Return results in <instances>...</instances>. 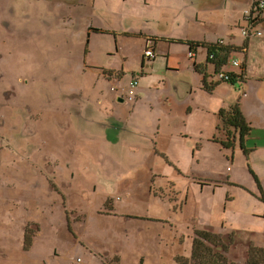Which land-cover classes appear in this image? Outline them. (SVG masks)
<instances>
[{
    "label": "rangeland",
    "instance_id": "rangeland-1",
    "mask_svg": "<svg viewBox=\"0 0 264 264\" xmlns=\"http://www.w3.org/2000/svg\"><path fill=\"white\" fill-rule=\"evenodd\" d=\"M0 1L5 8L3 13L0 9V16L5 15L7 21L20 26V33L32 36L26 40L22 35L24 49L21 53L26 64L33 63L36 76L51 80L54 76L60 77L62 69L66 70L74 93L78 92L94 107L105 94L107 100L97 107V116L102 123L111 126L104 136L120 141L112 151L106 145L101 147L103 159L78 163L76 178L68 174L67 180L72 184L68 192L70 225L60 207L42 209V198L49 200L43 191L0 190V249L3 253H13L16 258L25 254L21 244L26 227L40 231L42 238L26 254L28 257L53 261L50 254L56 250L62 262L70 264H78V258L82 264H104L101 257L107 255L117 257L120 261L117 264H178V259L187 258L191 252L195 231L202 229L233 236L226 255L228 264H247L251 246L264 248V201L261 199L262 191L264 193V82H259L264 78V49L255 45L256 40H264V25L258 29L261 36L253 38L250 45L251 79L242 100V109L253 126V133L245 142L253 151L248 158L240 145L223 150L212 142L217 132L218 111L228 107L235 88L223 84L214 94L202 92L193 60L183 59V68L191 79L185 74L178 75L163 58H158L154 64L146 63L150 75L141 77L137 59L145 53L144 39L126 41L122 38L120 47L114 35L90 34L84 27L89 21L80 20L76 10L70 12L54 0ZM11 8L17 17L10 15ZM23 15L34 18V27ZM39 17L44 18L46 24L41 25ZM4 18H0V24ZM149 26L153 30L159 28L155 22ZM171 29L166 32L177 31L175 25ZM236 31L234 38L225 39L242 46L246 38L240 30ZM0 34L5 36L1 27ZM9 44L17 46L14 40ZM159 46L172 52L188 53L184 46L166 43ZM118 47L128 56L126 68L130 69L120 81L101 74L120 65L122 56H113ZM199 53L201 59L197 63L201 65L206 54L203 50ZM235 58L241 62L245 59L242 54H236ZM237 69L233 64L228 68ZM134 76L138 79L137 86H133ZM113 87L118 92H111ZM31 90H34L33 84L20 93L27 97ZM121 91L127 101L118 107L112 100ZM33 99L39 102L37 97ZM45 118L48 120L42 126L44 131L55 134L63 131L62 118L59 117L60 125L51 115ZM2 121L8 131L14 125L10 114L4 115ZM50 138L56 140L55 136ZM92 148L93 145L87 143L84 155H90ZM227 179L230 185L220 188L211 183ZM196 180L213 186L200 190L194 185ZM171 185L181 194L180 198L187 200L182 208L172 209L175 203L170 201L165 204ZM20 191L31 199L13 204V194L18 196ZM84 194L89 198L80 197ZM110 199L114 203L113 217L100 216V207Z\"/></svg>",
    "mask_w": 264,
    "mask_h": 264
},
{
    "label": "flooded vegetation",
    "instance_id": "flooded-vegetation-1",
    "mask_svg": "<svg viewBox=\"0 0 264 264\" xmlns=\"http://www.w3.org/2000/svg\"><path fill=\"white\" fill-rule=\"evenodd\" d=\"M22 8L24 9V7ZM0 9L1 13L5 11L2 1H0ZM9 13L17 17L14 9H9ZM23 16L33 26L34 18ZM4 17L6 16H0V18ZM39 21L41 25L46 24L44 18L39 17ZM0 27L2 32L5 31L6 36L0 34V190L5 192L17 191L18 188L41 190L45 197L49 198L47 201L42 198L44 204L42 209L48 211L46 207H60L65 211L70 225L68 192L72 184L67 180L68 174L72 173L71 178H76L78 163H91L94 162V159H103L101 147L106 145L112 151L120 141L117 138L104 136L105 130L110 129L111 126L101 122L97 116L98 110L92 106L89 100H84L78 92L74 93V87L68 84L71 81V76L66 75V70L62 69V74L58 78L54 76L51 80L39 79L36 76L33 63H25L24 55L21 53L24 49L22 35L26 40H30L32 36L20 33L18 29L20 26H14L6 18L1 22ZM15 31H17V35L10 34ZM12 40L16 43V47L9 44ZM116 55L122 56L123 53L120 51L113 56ZM128 61L127 58H123L115 70L101 71V74H104L105 78H123L130 70L126 68ZM143 62L144 58L142 57L140 65ZM68 67L71 65L69 64ZM31 84L34 85V90L30 91L31 95L23 97L20 90ZM111 92L118 91L113 87ZM119 94L112 102L115 106L121 107L126 103L127 96L124 91ZM34 96L39 99V102L34 101ZM99 99V105L104 104L107 100L105 94H102ZM6 114H10L14 119V125L9 128V131L2 121ZM47 115H51L58 125H60L59 117L62 118V132L55 134V132L42 129L43 124L48 120L45 118ZM52 136H55L56 140H51ZM109 138L110 141H107ZM69 140L71 141L69 142ZM87 143L93 145L90 155L83 153ZM199 181L202 183L201 180ZM202 184L206 186L204 188L210 187V184ZM94 190L97 191L98 188L96 187ZM169 191L170 194L165 204H168V201L174 202L175 204L172 206L174 210L186 205L187 200L180 198L181 194L177 192L174 185L169 187ZM80 197L89 198L86 194L80 195ZM30 199L31 196H25L24 192L20 191L18 196L16 193L13 194L12 203L18 204ZM1 202L2 199H0V204ZM32 204L36 205V202ZM100 210L101 212L98 213L100 216L108 214L103 212V206L100 207ZM69 229L73 233L71 226ZM39 238L40 231H30L26 227L21 244L22 252L25 254L16 258L17 255L3 253L0 249V264L22 263L21 258L32 251L34 245L39 242ZM41 258L50 264H70L68 261L63 263L56 250L50 254L53 261H48L45 257ZM79 259H77V263L82 264L83 261L79 263ZM101 259L104 264H115L119 260L112 255L101 257Z\"/></svg>",
    "mask_w": 264,
    "mask_h": 264
},
{
    "label": "crops",
    "instance_id": "crops-1",
    "mask_svg": "<svg viewBox=\"0 0 264 264\" xmlns=\"http://www.w3.org/2000/svg\"><path fill=\"white\" fill-rule=\"evenodd\" d=\"M254 0H54V3H62L70 12L76 10L79 13V19L89 21L85 24L87 31L94 35H114L117 45H120L119 39L146 41L145 51L155 49L158 58L163 56L165 64L178 72L185 74L190 79L189 74L185 73L183 68V59L188 57L189 52L171 49H162L159 44L166 42L151 43L149 38H158L163 40H188L193 42L215 43L219 40L231 42L225 37H235L236 30L244 26L245 12L250 10L251 3ZM109 21V25L105 22ZM159 24L157 30H153L150 23ZM243 24V25H242ZM175 25L177 31L172 30ZM264 25V24H263ZM97 29L100 32L94 33ZM147 31V32H146ZM242 31V30H241ZM146 33L147 35H143ZM90 37V36H89ZM259 37V36H257ZM232 43V42H231ZM174 45L171 43H166ZM255 45L264 49V40H256ZM176 46H183L177 45ZM118 47L116 53L120 52ZM186 47V46H184ZM122 52V51H121ZM122 59L128 56L122 52ZM142 55L137 59L140 62ZM157 58V59H158ZM206 58V57H205ZM156 59V60H157ZM201 59V53H196L194 63ZM129 60V59H128ZM161 61V60H160ZM205 63L203 60L202 67ZM148 65H145V69ZM159 68V67H158ZM145 77V76H141ZM192 79V84L195 81ZM179 92L183 90L178 88ZM192 93V90L189 94ZM231 104V101L228 104ZM226 107V108H228ZM245 118L248 121L247 114L242 109ZM19 264H50L44 258L33 259L28 256L21 258Z\"/></svg>",
    "mask_w": 264,
    "mask_h": 264
},
{
    "label": "trees",
    "instance_id": "trees-1",
    "mask_svg": "<svg viewBox=\"0 0 264 264\" xmlns=\"http://www.w3.org/2000/svg\"><path fill=\"white\" fill-rule=\"evenodd\" d=\"M250 10L245 12L244 26L239 27L243 36L246 38L242 46H236L231 42L219 40L215 43L207 42H193L188 40H163L158 38H149L151 43L166 42L174 45H183L188 48V56L190 60H194L198 51L203 50L206 54L205 63L202 67L194 64V73L200 79V90L206 94H214L216 88L223 84H229L235 88V95L231 97V104L228 108H222L218 111V126L217 132L213 136L212 142L220 145L223 150H232L237 145H240L243 153L249 158V155L253 153L249 150L245 142L253 133V126L247 121L242 111V100L246 95L245 87L250 81L249 75V54L250 45L253 38H257L256 33L259 32V27L264 24V6L262 0H254ZM243 25V24H242ZM94 33L100 32L97 29L92 30ZM152 52L153 56H148L147 53ZM236 54L244 55L243 62L235 58ZM144 62L141 64V76H148L145 69L146 63L154 64L158 56L155 53V49H148L145 51ZM168 59V57H164ZM238 62L239 65H235ZM237 67V70H228L229 66ZM148 74V75H147ZM135 75V74H133ZM122 77L116 78L118 81L122 80ZM135 82L138 83V79L134 76ZM259 82H264V78L259 79ZM101 97V96H100ZM100 99L98 102V106ZM86 104H88L86 102ZM92 104V103H91ZM93 106V105H92ZM97 109V107H94ZM251 174L256 179V184L259 185L257 177L253 172ZM229 180L226 181H211L215 188H220L222 185H230ZM206 182V181H205ZM194 185H198L200 190L206 187L199 180L194 182ZM213 185L210 184V187ZM262 191L261 186L259 185ZM261 199L264 201V193L262 191ZM231 201V199H227ZM108 205L103 207V212L108 214H101L103 217H113L111 213L114 211L113 199L107 201ZM115 215V214H114ZM133 220H140V218H131ZM196 239L193 242L191 252L187 258L178 259V264H228L229 246L233 244V236L224 234H216L208 229H202L195 231ZM228 242V243H227ZM119 260L115 262L118 263ZM113 262V261H112ZM114 264V263H111ZM247 264H264V248H256L251 246L248 252Z\"/></svg>",
    "mask_w": 264,
    "mask_h": 264
},
{
    "label": "built area",
    "instance_id": "built-area-1",
    "mask_svg": "<svg viewBox=\"0 0 264 264\" xmlns=\"http://www.w3.org/2000/svg\"><path fill=\"white\" fill-rule=\"evenodd\" d=\"M256 36H261V34H260V33H256ZM147 55H148V56H153V53H152V52H148ZM193 56H194V55H190V57H193ZM235 65H239V63L236 62ZM137 85H138L137 82H135V83L133 84V86H137ZM78 262H79V263H82V260L79 259Z\"/></svg>",
    "mask_w": 264,
    "mask_h": 264
},
{
    "label": "bare ground",
    "instance_id": "bare-ground-1",
    "mask_svg": "<svg viewBox=\"0 0 264 264\" xmlns=\"http://www.w3.org/2000/svg\"><path fill=\"white\" fill-rule=\"evenodd\" d=\"M108 205L107 200L105 201V203L102 205L103 207H106Z\"/></svg>",
    "mask_w": 264,
    "mask_h": 264
}]
</instances>
